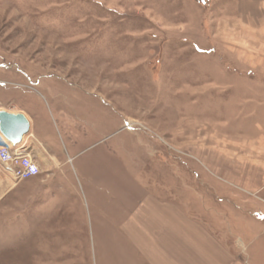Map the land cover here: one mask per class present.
I'll list each match as a JSON object with an SVG mask.
<instances>
[{"label":"rangeland","instance_id":"rangeland-1","mask_svg":"<svg viewBox=\"0 0 264 264\" xmlns=\"http://www.w3.org/2000/svg\"><path fill=\"white\" fill-rule=\"evenodd\" d=\"M10 101L66 161L44 188L0 163V264H105L111 199L126 211L134 183L191 207L200 182L240 176L264 124V0H0Z\"/></svg>","mask_w":264,"mask_h":264},{"label":"crops","instance_id":"crops-1","mask_svg":"<svg viewBox=\"0 0 264 264\" xmlns=\"http://www.w3.org/2000/svg\"><path fill=\"white\" fill-rule=\"evenodd\" d=\"M0 109L22 112L29 120V131L20 145L39 166L40 173L32 177L46 187L66 160L37 136L36 120L28 110L13 101L0 102ZM256 111L264 113V105L256 106ZM254 137V151L245 155L248 159H242L243 164L230 162L226 168L240 176L224 173L222 184L214 179L200 182L206 191L192 190L195 204L191 207L181 194H168L165 179H150L145 186L134 183L126 211L118 201L114 206L111 197L112 208L105 221L112 237L111 261L105 264H247V258L259 257L264 247V124ZM0 142H5L1 134ZM109 169L98 172L93 179L96 185L113 186ZM58 189L65 194L64 185L59 183Z\"/></svg>","mask_w":264,"mask_h":264},{"label":"built area","instance_id":"built-area-1","mask_svg":"<svg viewBox=\"0 0 264 264\" xmlns=\"http://www.w3.org/2000/svg\"><path fill=\"white\" fill-rule=\"evenodd\" d=\"M0 163L11 174L14 183L40 173L38 164L23 146H12L6 140L0 143Z\"/></svg>","mask_w":264,"mask_h":264},{"label":"water","instance_id":"water-1","mask_svg":"<svg viewBox=\"0 0 264 264\" xmlns=\"http://www.w3.org/2000/svg\"><path fill=\"white\" fill-rule=\"evenodd\" d=\"M29 128V120L24 113L0 109V134L12 146L22 142Z\"/></svg>","mask_w":264,"mask_h":264}]
</instances>
